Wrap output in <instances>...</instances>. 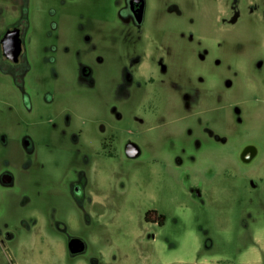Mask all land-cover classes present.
I'll use <instances>...</instances> for the list:
<instances>
[{
	"label": "rangeland",
	"instance_id": "obj_1",
	"mask_svg": "<svg viewBox=\"0 0 264 264\" xmlns=\"http://www.w3.org/2000/svg\"><path fill=\"white\" fill-rule=\"evenodd\" d=\"M129 1L0 0V264H264V0Z\"/></svg>",
	"mask_w": 264,
	"mask_h": 264
},
{
	"label": "water",
	"instance_id": "obj_2",
	"mask_svg": "<svg viewBox=\"0 0 264 264\" xmlns=\"http://www.w3.org/2000/svg\"><path fill=\"white\" fill-rule=\"evenodd\" d=\"M129 6L136 20L140 23L143 18L144 11V0H130ZM2 50L6 57L17 61L22 50V38L20 36V28L12 27L5 31L1 38ZM126 153L130 157H135L139 154L140 149L136 143L128 142L125 146ZM255 154V148L253 145H247L242 153L241 157L245 161H249ZM12 179L11 175L8 173L2 174V180L6 183L10 182ZM70 249L74 252L81 251L84 248V244L80 239H71Z\"/></svg>",
	"mask_w": 264,
	"mask_h": 264
},
{
	"label": "flooded vegetation",
	"instance_id": "obj_3",
	"mask_svg": "<svg viewBox=\"0 0 264 264\" xmlns=\"http://www.w3.org/2000/svg\"><path fill=\"white\" fill-rule=\"evenodd\" d=\"M13 27V26H12ZM11 27V28H12ZM14 27H16L15 25H14ZM20 36H21V38H22V34H21V29H20ZM0 43H1V39H0ZM1 48H2V44H1ZM23 43H22V50H21V53H20V55H19V58H20V56H21V54L23 53ZM2 53H3V50H2ZM4 54V53H3ZM4 56L6 57V55L4 54ZM19 58H18V60L17 61H14V60H12V59H10V58H8V57H6V59L7 60H9L10 62H12V63H17L18 61H19ZM10 236H11V234H9Z\"/></svg>",
	"mask_w": 264,
	"mask_h": 264
}]
</instances>
